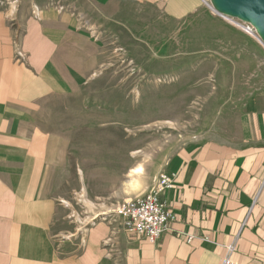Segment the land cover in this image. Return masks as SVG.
<instances>
[{"label":"crops","instance_id":"1","mask_svg":"<svg viewBox=\"0 0 264 264\" xmlns=\"http://www.w3.org/2000/svg\"><path fill=\"white\" fill-rule=\"evenodd\" d=\"M4 1L16 4L0 9V264H264V77L231 139L197 137L156 172L152 187L171 179L161 198L172 217L157 244L118 216L61 239L67 152L41 119L49 99L72 97L104 64L87 5L182 20L209 14L208 0Z\"/></svg>","mask_w":264,"mask_h":264},{"label":"rangeland","instance_id":"2","mask_svg":"<svg viewBox=\"0 0 264 264\" xmlns=\"http://www.w3.org/2000/svg\"><path fill=\"white\" fill-rule=\"evenodd\" d=\"M87 7L104 64L72 97L49 99L41 119L67 152L70 219L61 239L136 204L190 141L231 139L264 77L262 43L226 25L209 0V14L182 20L149 8Z\"/></svg>","mask_w":264,"mask_h":264},{"label":"built area","instance_id":"3","mask_svg":"<svg viewBox=\"0 0 264 264\" xmlns=\"http://www.w3.org/2000/svg\"><path fill=\"white\" fill-rule=\"evenodd\" d=\"M16 4V1L0 0V9L8 8ZM58 11L64 8L55 3H51ZM33 16L37 19L39 16V7L33 5ZM220 18L232 29L236 30L247 38H252L261 43L255 29L248 23H244L235 18L220 16ZM171 179L161 173L157 178L154 186L148 190L140 200L135 203H124L119 206L117 216L130 225L138 238L145 239L152 244H157L162 236L170 230L172 222L171 213L166 203L162 201V195L170 188ZM97 217H104L102 214ZM96 217V218H97ZM96 219L89 220L85 226L94 223ZM187 240L191 241L192 237L187 236ZM234 247H230L228 252H232Z\"/></svg>","mask_w":264,"mask_h":264},{"label":"water","instance_id":"4","mask_svg":"<svg viewBox=\"0 0 264 264\" xmlns=\"http://www.w3.org/2000/svg\"><path fill=\"white\" fill-rule=\"evenodd\" d=\"M209 4L218 16L250 24L264 46V0H209Z\"/></svg>","mask_w":264,"mask_h":264}]
</instances>
